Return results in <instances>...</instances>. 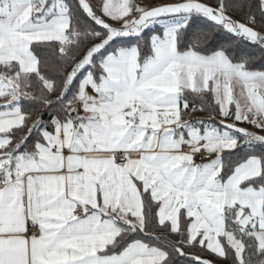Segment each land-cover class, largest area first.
Segmentation results:
<instances>
[{
    "label": "snow or ice",
    "instance_id": "1",
    "mask_svg": "<svg viewBox=\"0 0 264 264\" xmlns=\"http://www.w3.org/2000/svg\"><path fill=\"white\" fill-rule=\"evenodd\" d=\"M0 264H264V0H0Z\"/></svg>",
    "mask_w": 264,
    "mask_h": 264
},
{
    "label": "trees",
    "instance_id": "2",
    "mask_svg": "<svg viewBox=\"0 0 264 264\" xmlns=\"http://www.w3.org/2000/svg\"><path fill=\"white\" fill-rule=\"evenodd\" d=\"M203 114H198V116H202ZM206 118V117H205ZM45 119H47V115L45 116ZM242 126H246V125H242Z\"/></svg>",
    "mask_w": 264,
    "mask_h": 264
},
{
    "label": "built area",
    "instance_id": "3",
    "mask_svg": "<svg viewBox=\"0 0 264 264\" xmlns=\"http://www.w3.org/2000/svg\"><path fill=\"white\" fill-rule=\"evenodd\" d=\"M197 160H200V157L199 156H197Z\"/></svg>",
    "mask_w": 264,
    "mask_h": 264
}]
</instances>
